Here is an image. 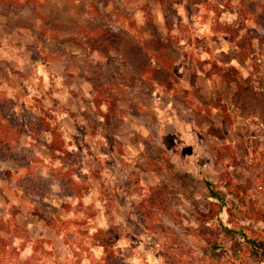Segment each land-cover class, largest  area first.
Here are the masks:
<instances>
[{"label":"rangeland","instance_id":"obj_1","mask_svg":"<svg viewBox=\"0 0 264 264\" xmlns=\"http://www.w3.org/2000/svg\"><path fill=\"white\" fill-rule=\"evenodd\" d=\"M36 1L56 35L0 3V264H264V0Z\"/></svg>","mask_w":264,"mask_h":264},{"label":"trees","instance_id":"obj_2","mask_svg":"<svg viewBox=\"0 0 264 264\" xmlns=\"http://www.w3.org/2000/svg\"><path fill=\"white\" fill-rule=\"evenodd\" d=\"M0 3L4 6V8L1 9L2 11H6L11 6H29L31 8L32 14H34L37 18H39L42 21V23H43L42 29L46 34L48 32V28H51L53 30V32L51 31V33L56 35L57 32L60 31L61 27L65 25L63 23H59L56 20H53L51 18L52 16L50 15V13L42 11L40 9V6H39V5H41V3H39V1L33 2V0H0ZM80 28L83 32H85V35L89 38L90 43L93 46L101 48L102 51H104V49H106V50H108L110 48L118 49L120 47L119 44L121 41V33L119 32L118 29L114 30L112 27H109L107 25H103L102 28H100L98 26L90 27V26L81 25ZM114 34L117 35V38H116L117 41H116V43L112 44V42L110 40ZM125 42H126L128 47H132V46L134 47V45H137V47H138V50H139L138 51V58L143 61L142 67L140 69L141 71L138 72L141 77L144 76V72L146 70L158 69L157 66L151 65L149 63L150 57H149V55H146V53L143 50V46H141L140 43H134L133 44L132 40H126ZM238 46H239L240 54L243 57H248L250 52H249V47L247 46V44H243L239 40ZM118 50H121V49H118ZM133 56H135V53H133ZM127 60L132 61V57L128 56ZM131 63H133V62H131ZM226 76H228V77L233 76V78L236 79L234 73H227ZM155 79L156 78H153V80H155ZM19 131H20V129H19ZM12 137H13V135H12ZM234 163H236V161H234L232 164H234ZM201 164H202V162H199V165H201ZM226 166H228V165L226 164ZM222 175H223V178L230 179L231 174L229 173L227 167L224 168V170L222 171ZM204 181H205L208 189L210 190L211 195L214 198H216L217 200H219L221 203L224 204L225 200H226L225 197L217 189H215L212 181H210L206 177H204ZM226 186H227L229 192H233L235 195H239L241 193V189L245 190L244 184H240V183L235 184L232 181L231 182L226 181ZM212 211H209V213H211Z\"/></svg>","mask_w":264,"mask_h":264}]
</instances>
